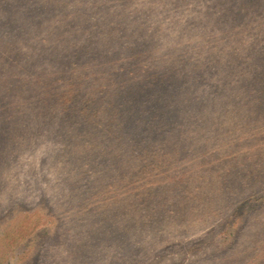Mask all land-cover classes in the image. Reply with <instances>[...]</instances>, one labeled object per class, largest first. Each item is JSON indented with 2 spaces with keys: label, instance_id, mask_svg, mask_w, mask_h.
Returning <instances> with one entry per match:
<instances>
[{
  "label": "rangeland",
  "instance_id": "1",
  "mask_svg": "<svg viewBox=\"0 0 264 264\" xmlns=\"http://www.w3.org/2000/svg\"><path fill=\"white\" fill-rule=\"evenodd\" d=\"M0 264H264V0H0Z\"/></svg>",
  "mask_w": 264,
  "mask_h": 264
}]
</instances>
